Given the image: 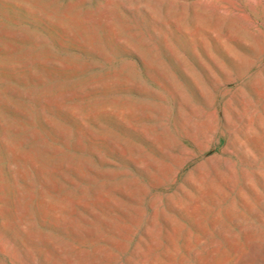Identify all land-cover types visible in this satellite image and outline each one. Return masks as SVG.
<instances>
[{"label":"rangeland","instance_id":"rangeland-1","mask_svg":"<svg viewBox=\"0 0 264 264\" xmlns=\"http://www.w3.org/2000/svg\"><path fill=\"white\" fill-rule=\"evenodd\" d=\"M0 264H264V0H0Z\"/></svg>","mask_w":264,"mask_h":264}]
</instances>
